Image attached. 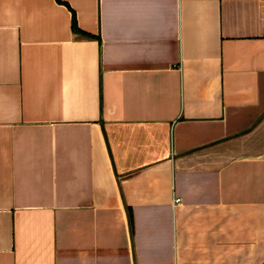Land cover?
Wrapping results in <instances>:
<instances>
[{"label":"crops","instance_id":"1","mask_svg":"<svg viewBox=\"0 0 264 264\" xmlns=\"http://www.w3.org/2000/svg\"><path fill=\"white\" fill-rule=\"evenodd\" d=\"M0 264H264V0H0Z\"/></svg>","mask_w":264,"mask_h":264},{"label":"trees","instance_id":"2","mask_svg":"<svg viewBox=\"0 0 264 264\" xmlns=\"http://www.w3.org/2000/svg\"><path fill=\"white\" fill-rule=\"evenodd\" d=\"M70 27L72 28V30L77 31V28H75V25H74V16H73V13L71 14Z\"/></svg>","mask_w":264,"mask_h":264},{"label":"built area","instance_id":"3","mask_svg":"<svg viewBox=\"0 0 264 264\" xmlns=\"http://www.w3.org/2000/svg\"><path fill=\"white\" fill-rule=\"evenodd\" d=\"M173 201H174V202H177V201H178V199L176 198V199H174Z\"/></svg>","mask_w":264,"mask_h":264}]
</instances>
